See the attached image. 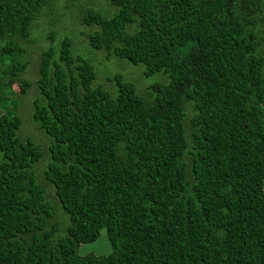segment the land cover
I'll use <instances>...</instances> for the list:
<instances>
[{
    "label": "trees",
    "instance_id": "16d2710c",
    "mask_svg": "<svg viewBox=\"0 0 264 264\" xmlns=\"http://www.w3.org/2000/svg\"><path fill=\"white\" fill-rule=\"evenodd\" d=\"M55 1L0 0V264H264V0L80 6L91 48L168 81L145 99L115 74L113 93L71 37L40 52L32 117L50 139L42 177L69 215L57 238L33 171L43 148L17 137L19 103L6 94L33 85L28 45ZM102 230L110 252L79 255Z\"/></svg>",
    "mask_w": 264,
    "mask_h": 264
},
{
    "label": "rangeland",
    "instance_id": "374dc122",
    "mask_svg": "<svg viewBox=\"0 0 264 264\" xmlns=\"http://www.w3.org/2000/svg\"><path fill=\"white\" fill-rule=\"evenodd\" d=\"M56 0L53 7V14L44 12L39 20L35 22V32L32 34V40L28 45V52L26 59L29 64L24 73V76L33 82V85L23 95L16 97L6 92L10 101L19 103L18 114L22 120V125L17 131V137L21 139L29 138L34 142L40 144L43 148V158L33 166L35 175H37L39 182L46 189V196L51 201L52 215L48 219V225L55 227L54 238L64 237L67 235V227L69 225V215L61 208L57 197L54 194V186L42 177L43 169L47 167V163L50 161V153L48 151V145L50 143L49 137L45 136L39 129L38 123L32 117V102L37 97V89L35 87V80L37 79V64L40 56V52L48 45L54 44L53 41L60 40L61 37L67 36L72 39L71 50L73 54L80 55L84 59L91 61L96 71L95 84H100L105 89H113L115 93L116 83L113 80L115 74H121L124 80L132 82L138 94L147 99L151 94V89L148 86L151 84L165 83L168 81L166 74L162 72H155L152 75L146 76L144 74V66L141 64H133L125 59L116 57H109L107 59L106 52L104 50H95L88 44L86 32L93 29L82 23L81 13L75 14L80 6H90L98 12L107 14L112 13L114 8L109 6L105 0ZM83 11V9H82ZM57 18L56 21L51 22V18ZM56 31L55 37L52 40L50 33ZM109 79H111L109 81ZM112 86V87H111ZM149 94V95H148ZM151 95V96H152ZM189 115L191 114L190 106L187 107ZM188 121L186 120V123ZM110 243L107 239L105 230L100 232L98 239L91 243H81L78 246L77 253L81 256L87 254L104 255L110 252Z\"/></svg>",
    "mask_w": 264,
    "mask_h": 264
}]
</instances>
